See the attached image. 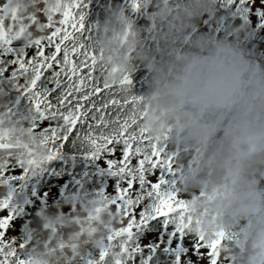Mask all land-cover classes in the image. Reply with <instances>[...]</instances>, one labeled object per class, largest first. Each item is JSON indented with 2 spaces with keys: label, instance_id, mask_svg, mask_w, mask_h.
<instances>
[{
  "label": "clouds",
  "instance_id": "obj_1",
  "mask_svg": "<svg viewBox=\"0 0 264 264\" xmlns=\"http://www.w3.org/2000/svg\"><path fill=\"white\" fill-rule=\"evenodd\" d=\"M144 2L152 7L153 48L140 46L141 31L122 8L113 7L92 44L96 77L118 85L133 71V61L143 64L148 79L138 95L141 124L148 137L167 141L179 153L175 162H184L176 175L177 190L186 197L183 229L205 241L225 234L216 264H264V56L257 59L259 54L236 43L244 28L233 19L219 35L197 30L201 17L219 23L226 15L218 12V0ZM53 9L56 0H19L15 24L21 37L44 38L49 29L42 22ZM121 87L123 94L130 92ZM5 103L0 95V112ZM0 129L7 145L0 156L29 169L46 161V145L19 123L15 107ZM10 188L0 180V199H8ZM63 205L72 200L55 205V212L42 210L38 226L26 229L30 264H82L85 245L106 250L102 264H125L128 253L120 250V239L108 246L107 237L124 222L113 205L102 197L80 198L70 214H62Z\"/></svg>",
  "mask_w": 264,
  "mask_h": 264
},
{
  "label": "snow or ice",
  "instance_id": "obj_2",
  "mask_svg": "<svg viewBox=\"0 0 264 264\" xmlns=\"http://www.w3.org/2000/svg\"><path fill=\"white\" fill-rule=\"evenodd\" d=\"M129 3L135 10L139 0H129ZM223 3L231 5L233 0H223ZM56 4L57 9L42 22L43 28L49 29L47 35L25 40L32 49V54L27 55L25 49L9 46L12 40L21 37L22 29L15 24L19 0H0V51L14 57L7 62L12 71L6 81L16 91L17 101L23 97L41 117L50 119L49 127L37 133L41 144L46 145V160L56 155L69 132H75L77 139L87 145V155L103 152L116 157L107 163L124 184L117 187L112 199L105 200L115 207L124 222L107 237L109 247L120 239V250L127 252L126 242L132 236L133 227L144 223L148 215L140 210L136 219L131 213L145 198L150 200L148 207L153 216L171 214L178 225L177 231L183 229L186 197L177 189L162 188L167 183L164 176L147 181V176L155 175L159 169L173 172L174 154L166 151L165 143L146 135L141 124L143 113L138 110L140 97L131 92L122 93L121 86L129 85V74L125 73L118 85L101 83L96 77V53L91 44H83L79 37L84 14L82 11L77 14L75 9L80 0H56ZM2 72L3 66H0ZM15 104L13 101L11 106H3L0 123ZM4 139L5 132L0 129V149L7 147ZM133 185L138 187L133 189ZM11 196L12 188L8 199H0V209L8 206ZM10 216V210L7 215H0V264H30L29 258H21L17 253V248H24V242L14 243L5 235ZM224 236L221 232L216 239L205 241L198 235L211 256L210 264H216V247ZM105 256L106 250L102 248L86 264H102Z\"/></svg>",
  "mask_w": 264,
  "mask_h": 264
},
{
  "label": "flooded vegetation",
  "instance_id": "obj_3",
  "mask_svg": "<svg viewBox=\"0 0 264 264\" xmlns=\"http://www.w3.org/2000/svg\"><path fill=\"white\" fill-rule=\"evenodd\" d=\"M218 2L223 4L221 0ZM141 3L143 7L140 6ZM113 7L125 11L128 19L141 31L140 46L151 50L153 42L148 32V17L152 13V7L150 2L146 3L144 0H139L135 10L131 8L129 0H80L75 12L78 14L82 11L84 14L81 21L83 27L79 33L81 42L85 45L93 44L97 29ZM228 7L218 6L221 9L219 13L223 14ZM258 7L261 10L264 8V6ZM227 21L226 18H221L219 23H212L207 16H203L198 22L197 30L219 35ZM235 21L244 28V33L236 43L259 54L257 59L264 56L263 18H236ZM9 46L13 49H25L27 55L32 54V49L26 45L22 37L12 40ZM11 59H14L11 53L0 51V66H3V72L0 73V87L3 88L2 95L6 98L5 105L11 106L13 101H16L15 108L19 123L38 133L49 127L51 121L48 117H41L23 97L16 100V91L11 89L6 81L12 71L11 65H7ZM147 79L148 75L143 64L133 61V71L129 73V91L135 95L142 94L146 89ZM45 86L50 87V84L46 83ZM165 147L166 151L174 154V162L171 165L174 171L169 173L166 169H159L155 175L149 174L147 181H155L160 176H164L167 183L161 187L177 189L176 175L178 169L184 166V162H175V157L179 153L171 149L167 141ZM88 151L89 148L77 139L76 133L69 132L56 155L43 161L36 169L22 166L19 160L0 156V180H7L12 188L8 206L0 209V215H7L9 210L11 212L5 229L7 238L14 243L24 242L26 229L38 226L41 211L55 212L57 208L54 206L61 201L72 200L71 206L63 205L59 209L62 214H70L80 198L112 199L116 195L117 187L122 186L124 181L113 174V168L107 163L109 159L116 157L103 152L89 156ZM137 187L133 185V189ZM149 203L150 200L145 198L131 213L136 219H139L140 210L147 212L148 215L144 223L132 229L129 240H134L135 243L126 248L128 256L125 264H210L211 256L198 235L187 229L177 231L176 221L171 214L153 216L148 207ZM17 253L21 258L27 255L24 248H17ZM97 256L98 250L85 245L80 258L82 264H86L87 260L95 259Z\"/></svg>",
  "mask_w": 264,
  "mask_h": 264
},
{
  "label": "trees",
  "instance_id": "obj_4",
  "mask_svg": "<svg viewBox=\"0 0 264 264\" xmlns=\"http://www.w3.org/2000/svg\"><path fill=\"white\" fill-rule=\"evenodd\" d=\"M223 3V0H221ZM223 6H229L223 11L221 18H226L227 20L233 19H251V18H263L264 21V8L261 10L258 6H264V4H253L251 0H233L231 5L223 3ZM263 12V13H262Z\"/></svg>",
  "mask_w": 264,
  "mask_h": 264
},
{
  "label": "rangeland",
  "instance_id": "obj_5",
  "mask_svg": "<svg viewBox=\"0 0 264 264\" xmlns=\"http://www.w3.org/2000/svg\"><path fill=\"white\" fill-rule=\"evenodd\" d=\"M253 4H262L261 0H251ZM219 4L217 6H223V4H221L220 2H218ZM264 4V3H263ZM220 8H218V12H220Z\"/></svg>",
  "mask_w": 264,
  "mask_h": 264
}]
</instances>
